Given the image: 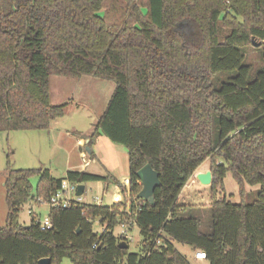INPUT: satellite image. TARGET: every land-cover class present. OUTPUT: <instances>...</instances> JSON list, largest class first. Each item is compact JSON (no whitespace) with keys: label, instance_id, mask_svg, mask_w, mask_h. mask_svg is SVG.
<instances>
[{"label":"trees","instance_id":"1","mask_svg":"<svg viewBox=\"0 0 264 264\" xmlns=\"http://www.w3.org/2000/svg\"><path fill=\"white\" fill-rule=\"evenodd\" d=\"M263 4L0 0V132L48 130L65 115L67 103H51L52 76L113 81L93 131L81 137L91 158L98 136L122 145L129 165L127 193L111 175L69 170L55 179L48 169L12 168L7 155L0 264H38L46 257L50 264L64 258L72 264H190L173 242L206 253L208 264H264ZM250 50L259 54L258 67L247 62ZM205 160L209 205L179 203ZM146 164L161 182L153 204L137 198L136 172ZM227 173L238 186V204L219 195ZM33 175L39 176L35 196ZM63 181L114 183L123 197L112 205L50 206L48 229H40L34 213L29 224L19 222L24 203L48 202ZM257 185L256 199L245 203L246 187ZM205 210L210 223L201 231ZM117 226L138 228V252L114 235Z\"/></svg>","mask_w":264,"mask_h":264},{"label":"rangeland","instance_id":"2","mask_svg":"<svg viewBox=\"0 0 264 264\" xmlns=\"http://www.w3.org/2000/svg\"><path fill=\"white\" fill-rule=\"evenodd\" d=\"M247 62L252 67L260 65V57L257 51L250 50L247 56ZM115 87L113 81L103 80L96 77L81 76L80 78H66L61 76L50 77V96L53 105L64 104L65 115L56 120V124L51 123L48 130H22V131H4L0 132V215L4 211L7 212V205L4 203V187L3 181L6 175L5 163L7 155H10L12 168L14 169H48L55 179L64 178L67 170L83 167L81 165V154L83 148L79 149L80 144L85 143V138L80 144L77 137L90 134L93 131L94 123L103 113L106 104L111 97V92ZM80 134H75V132ZM98 147L102 157L99 161H92L87 168V172L104 174V171L122 181L128 177V154L125 147L120 144L111 143L105 136L100 138ZM86 154V153H85ZM89 160V158H88ZM203 169L209 168V160L202 162ZM196 173V172H195ZM195 173L187 180L184 192L180 193L179 198L181 204H192L207 206L210 203V185H201L195 178ZM38 175L30 177L32 186L31 193L36 195ZM224 180V194L232 203L238 204L241 198L238 195V186L233 180L230 173H227ZM66 183V181H63ZM85 191L82 194L83 201L86 203H94L93 198L98 196L105 205H112L117 200H121V195L117 193L115 184H106L95 181L82 183ZM259 185L255 187L247 186L246 194L243 201L252 203L256 199V192ZM127 197V196H126ZM49 203L42 202L36 204L33 201L24 203V207L19 216V222L23 225L29 224V210L42 220L48 215ZM207 210L203 213V224L201 231L208 230L210 217ZM101 227L98 223L94 224V231L99 232ZM123 231L121 226H117L114 235H118ZM131 237L129 243V252H138L141 236L138 228L133 227L129 232ZM176 250L185 256L190 264H208L206 261H199L193 258V250L190 246L181 245L173 242ZM61 264H72L68 258H64Z\"/></svg>","mask_w":264,"mask_h":264},{"label":"built area","instance_id":"3","mask_svg":"<svg viewBox=\"0 0 264 264\" xmlns=\"http://www.w3.org/2000/svg\"><path fill=\"white\" fill-rule=\"evenodd\" d=\"M264 6V4H263ZM122 184L124 186V189L126 190V192L128 193L129 192V183H128V180H124L122 181ZM60 189H58V191L52 195L49 199L48 202L46 203H49L50 206L52 207H55V208H58V207H70L71 205H80L81 203H86L83 201V198H82V194L84 193L85 191V187H84V191L81 195H76L77 193V190H78V185L79 184H70L69 182L66 181V183L62 182L60 184ZM118 193L121 195V192H120V189H117ZM120 200H117V202H119ZM44 201H41V200H38V203H42ZM93 202L94 203H90V204H103L102 200L100 197L96 196L93 198ZM32 210H29V214H32ZM40 229L43 230V229H48L51 227V221H49V218L47 216H45L42 220H40ZM123 228V231L118 234L120 235L121 237H123L124 239L126 240H131V237H129V230L127 229L126 226H121ZM96 245H93V248H95ZM194 255H193V258L195 260H199V261H205V258H206V253H203L202 251L200 250H196L193 252Z\"/></svg>","mask_w":264,"mask_h":264},{"label":"water","instance_id":"4","mask_svg":"<svg viewBox=\"0 0 264 264\" xmlns=\"http://www.w3.org/2000/svg\"><path fill=\"white\" fill-rule=\"evenodd\" d=\"M252 43L254 45H259V42L255 41V38L253 37ZM85 152L86 154L90 155L91 150L90 148L86 145L85 147ZM136 175L139 179V182L142 184V189L140 192L137 194V198H141L143 200H146L148 203L153 204V193L154 190L161 185V182H159L158 178V172L155 171L151 165L146 164L143 166L141 169H139L136 172ZM196 180L201 184V185H211V172L210 170L205 171L203 173H197L195 174ZM84 191V185L79 184L78 185V190L76 195H81ZM120 247L127 248V245L120 244ZM38 264H50V258H44L39 260Z\"/></svg>","mask_w":264,"mask_h":264},{"label":"crops","instance_id":"5","mask_svg":"<svg viewBox=\"0 0 264 264\" xmlns=\"http://www.w3.org/2000/svg\"><path fill=\"white\" fill-rule=\"evenodd\" d=\"M54 124H56L57 122L56 121H54L53 122ZM51 127V126H50ZM103 136H98L95 140H94V143H93V145H92V150H93V153H94V158H91L90 157V155H88V154H85L86 152H85V146L87 145V142H88V140L87 139H85V143H84V145H83V143L82 144H80V142H82V140L83 139H81L82 137H77V142L80 144V146H79V149H81V147L83 148V150H82V154H81V161H82V163H81V165L83 166V167H80V168H77V169H72L71 171H87V168L89 167V164L92 162V161H99V158L100 157H102L101 156V154H100V148L98 147V145H99V140H100V138H102ZM88 146V145H87ZM91 150V149H90ZM88 158H89V160H88ZM203 167V165H201L197 170H196V173L195 174H197V173H203V172H205V171H208L209 169L208 168H205V169H203L202 168ZM67 171H69V170H67ZM66 171V172H67ZM49 173H50V171H49ZM89 173H91V172H89ZM92 174H95V173H92ZM97 174V173H96ZM98 175H102V174H98ZM105 175H108L105 171H104V174L102 175V176H105ZM50 176L51 177H53L52 175H51V173H50ZM54 178V177H53ZM116 178V177H115ZM117 179V178H116ZM118 180V179H117ZM124 180H128V177L126 176L125 178H123V180L122 181H124ZM119 181V180H118ZM122 181H119L120 183H122ZM200 184V183H199ZM116 190H117V187H116ZM182 192H184V190L182 191ZM181 192V193H182ZM117 193H118V191H117ZM179 198H182L181 197V194L179 195V197H178V199ZM102 200V199H101ZM117 202V201H116ZM30 210H32V208H30ZM32 212H33V210H32ZM34 213V212H33ZM35 214V213H34ZM29 215H31V214H29ZM36 215V214H35ZM5 218H6V213L3 211L2 212V214L0 215V228L1 227H4L5 225H6V222H5ZM29 219H30V217H29ZM194 251H196V250H194ZM193 251V252H194Z\"/></svg>","mask_w":264,"mask_h":264}]
</instances>
